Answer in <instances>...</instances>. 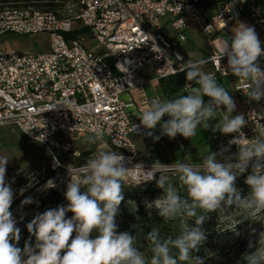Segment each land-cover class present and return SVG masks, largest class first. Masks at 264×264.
<instances>
[{
    "label": "built area",
    "instance_id": "1",
    "mask_svg": "<svg viewBox=\"0 0 264 264\" xmlns=\"http://www.w3.org/2000/svg\"><path fill=\"white\" fill-rule=\"evenodd\" d=\"M213 2L53 0L57 5L55 12L31 5L4 6L0 10V39L8 33L46 35L48 43L46 52L22 54L5 50L0 43V129L13 128L54 154L48 163L53 174L62 167L56 153L79 158L73 145L77 136L91 135L98 126L101 130L98 142L105 143L109 151L120 153L125 158V167L134 168V176H126L124 184L142 186L158 180L157 172L153 180L147 181L144 171L151 170L156 161L139 159L134 141L135 138L151 141V136L140 120L134 121L127 110L130 105L121 101V95L140 90L148 83L140 74L143 70L151 71L154 81L185 73L180 65L188 60L179 52L178 45L186 40V19L192 20L205 39L211 41L216 33L232 32L245 17L260 32L264 49V0H222L216 4L215 13L206 16L204 7ZM165 20L170 37L162 33ZM78 30L86 33L65 38ZM87 40L95 43V49L86 46ZM177 54L183 60L177 61ZM221 56L222 53H212L205 59L203 70L213 74L217 81L232 78L231 87L241 109L239 115L248 121L241 131L245 138L252 139L264 125V98L250 101L246 95L247 82L228 71L223 64L227 56ZM189 83L191 87L194 85L186 78L183 80L184 90L189 89L185 87ZM206 98L208 102L210 98ZM147 101L142 99L140 113ZM134 126L137 130L133 132ZM237 135L232 133L221 139L216 148L220 162H225L227 157H233L232 162H236L238 147L229 145V141ZM158 146L163 143L159 142ZM251 166L252 162L248 167ZM163 174L175 176L176 173ZM243 175L246 176V171ZM5 179L12 184L7 172ZM53 179L46 182V188L53 190ZM12 189L10 211L14 216L26 204L22 205L24 199Z\"/></svg>",
    "mask_w": 264,
    "mask_h": 264
},
{
    "label": "clouds",
    "instance_id": "2",
    "mask_svg": "<svg viewBox=\"0 0 264 264\" xmlns=\"http://www.w3.org/2000/svg\"><path fill=\"white\" fill-rule=\"evenodd\" d=\"M232 33L230 43L221 41L222 56H227L231 73L247 82L249 100L260 101L264 98V69L258 63V58L264 57L261 41L255 29L243 22H239ZM193 55L188 53L189 59L180 65V70L186 72L187 81L200 87L191 88L189 83L185 86L190 89L186 95L167 100L159 96L152 98L138 115L140 123L149 130V136L159 124L161 135L172 139L179 134L190 139L197 134L198 126L207 129L209 121L218 118L213 131L219 130L225 135L237 133L229 145L235 144L238 152L235 163L233 157H227L222 163L217 153L208 152L200 164L176 161L165 165L156 161L151 170L144 171L147 181L160 173L156 183L163 189V195L149 206L166 222L180 220L179 234L163 237L159 229L153 227L145 237L149 257L136 247V236L117 231L116 217L124 200L123 179L134 176V168L125 167V158L118 152L98 151L76 169L77 179L73 180L70 173L71 180L64 193L67 206L36 214L26 225L30 237H35V244L27 240L20 248L17 244L21 230L10 211L14 192L5 179L9 159L0 156V264H204V259L192 256V252H198L206 240L202 225L207 213L233 205L251 213L264 210V125L258 135L245 138L241 129L248 121L244 115H231L236 105L228 90L213 74L203 70L207 61L194 60ZM176 60L181 61L183 57L177 54ZM205 96L210 98L207 103ZM222 106L226 110H222ZM165 115L168 119L162 122ZM136 130L134 126L132 131ZM100 139L101 130L97 126L84 142L95 144ZM250 162L252 173L245 183L251 191L242 198L235 181ZM165 172L177 174L178 187L163 174ZM181 189L186 192L185 197L179 194ZM20 191L23 194L24 189ZM30 203H33L31 197L22 201V205ZM68 212L73 214L71 218H66ZM188 220H194L195 226L189 227ZM93 232L97 233L95 238H91ZM253 246L250 240L248 247ZM243 259L246 264H264V232L260 233L256 251L244 254Z\"/></svg>",
    "mask_w": 264,
    "mask_h": 264
},
{
    "label": "rangeland",
    "instance_id": "3",
    "mask_svg": "<svg viewBox=\"0 0 264 264\" xmlns=\"http://www.w3.org/2000/svg\"><path fill=\"white\" fill-rule=\"evenodd\" d=\"M232 35V32L222 31L214 36L211 43L215 50L221 52V41L224 40L230 43ZM188 40L192 48L197 52L199 48L209 50L210 46L205 37L191 33L188 36ZM0 43L3 48L8 51H16L21 54L42 53L47 51L48 38L46 35L20 36L8 33L1 37ZM86 46L89 49H95L96 45L93 41L87 40ZM221 86L230 90L229 95L235 102L237 114L239 111V104L237 103L238 99L233 92L231 83L226 79L221 83ZM181 89H183L181 83L157 84V88L155 84H149L145 87V93L148 99L159 96L167 100L186 95L187 92H183ZM203 99L204 102L207 103L206 96L203 97ZM135 114L139 121L138 115L140 113L135 112ZM167 119L168 116L165 115L162 117V122L167 121ZM217 122L218 118L211 119L209 121V128L207 129L198 126L197 134L190 139H186L179 134L172 139L166 135H161V127L158 124L154 130H151V141L148 142H155L157 145L159 142H162L163 146L160 148L168 153L170 152V159L164 163L173 164L178 161L196 165L202 162V157L208 152L216 153V148L220 145V141L225 135L219 130L213 131V127ZM86 136L88 135L83 134L77 136L76 141L73 143L75 150L80 154L79 158H68L66 155L56 153L62 167L57 169L53 174H50L48 163L54 154L49 153L45 148L36 143L25 139L13 128L0 129V156L9 159L6 165V172L11 179V185L15 189L16 194L19 195L21 199L33 196L32 200L34 203L37 196L40 195V191L48 189L46 188V182L53 177L52 189L64 195L67 190V184L71 180L70 173H72L73 180L78 178L76 169L81 166L80 162L83 164L86 163V161L98 151H109V147L103 142H97L95 144L85 143L84 138ZM156 136L160 137L159 140L154 139ZM183 144H185V147ZM136 146L139 150H142L144 148L143 140H137ZM251 173L252 166L246 169V178ZM168 176L178 187V181L176 179L177 174H175V176ZM156 181L150 183L152 185L148 190V194L140 195L138 198L139 203L154 210L156 209L149 205L163 195V189L157 187ZM124 185L127 186L126 184ZM21 189H24L23 194H21ZM250 191L251 189H241L240 194L242 198H246ZM179 194L182 197L186 196V192L183 189L179 190ZM33 203L26 204L22 211H17L14 214L13 217L17 222L21 221V219L32 220L35 213L26 211V209ZM190 221H187L188 225ZM205 221L207 226L212 229V234L209 235L210 240L207 241L208 247L204 254V264H240L244 254L256 251L260 233L264 232V210H256L254 213H251L243 209H237L236 206L233 205L225 209L207 213ZM17 227L21 230L20 240L17 246L23 248L27 240H30L31 244L34 246L35 237H30L27 227L26 233L23 232L22 227ZM250 240L254 245L252 248L248 247ZM12 242L16 243L15 241Z\"/></svg>",
    "mask_w": 264,
    "mask_h": 264
},
{
    "label": "trees",
    "instance_id": "4",
    "mask_svg": "<svg viewBox=\"0 0 264 264\" xmlns=\"http://www.w3.org/2000/svg\"><path fill=\"white\" fill-rule=\"evenodd\" d=\"M220 1L222 0H214L212 4H216ZM6 5H12V6L31 5L34 6L35 8L43 9L45 11H50V12H55L57 6L56 4L53 3V0H0V10ZM85 33L86 32L84 30H78L70 34H66L65 38L69 40L75 38L80 34H85ZM258 63L260 64L261 68L264 69V57H259ZM223 64L228 68L227 59L223 61ZM228 71H230L229 68ZM80 164L81 166L83 165L82 162H80ZM245 180H246L245 175L241 174L237 176L235 185L239 190L250 189V187L247 184H245ZM151 185L152 184L150 183L142 186L124 185V189H123L124 200L119 206V214L116 217V223L118 225L117 231L118 232L127 231L131 235L136 236L138 241L136 247L141 252H145V254L149 257L151 256V253L148 250V242L145 239V237L149 232H151L153 227L158 228L161 233V236L163 237H167L169 235L175 237L181 231L180 220L166 222L164 218L158 214L157 210L147 208L146 206L138 202V198L140 195L148 194V190ZM81 191H84V189L82 188ZM67 204L68 201L65 199V196L63 194L58 193L51 189H47L44 190L39 196H37L34 203L30 205V207H27L26 211L29 212L32 211L36 215L38 213H43L44 211L49 209H55L61 205L67 206ZM72 215L73 214L71 212H68L66 213V218H71ZM34 217H32V219ZM29 222H30L29 219H21V221L16 223L17 224L16 226L22 227L23 232L26 233V225ZM205 222L206 221H204L202 228L206 234V240L200 246L198 252L196 251L192 252V256L194 257L198 256L202 259H204V254L208 247L207 241L210 240L209 235L212 234V229L208 227ZM194 226H195L194 220L190 221L189 227H194ZM74 235L75 234H73V238ZM96 235L97 233L93 232L91 234V238H95ZM240 264H246V261H244V259H241Z\"/></svg>",
    "mask_w": 264,
    "mask_h": 264
},
{
    "label": "crops",
    "instance_id": "5",
    "mask_svg": "<svg viewBox=\"0 0 264 264\" xmlns=\"http://www.w3.org/2000/svg\"><path fill=\"white\" fill-rule=\"evenodd\" d=\"M217 4V3H216ZM216 4H209V5H206L203 9V13L206 15V16H211L215 13L216 11ZM239 22H243L249 26H252L257 35H258V38L260 41H262V36L260 34V32L258 31V29L251 23V21L247 18H241L237 23L236 25L239 23ZM162 33L167 36V37H170L171 36V31H170V28L168 26V21L165 20L163 21V27H162ZM191 33H195L201 37H204L199 29L197 27H195L194 23L192 20L190 19H186V29L184 31V34H185V37H186V40L185 42L181 43L178 45V50L179 52L188 60L189 59V56H188V53H194V55L191 57L192 59H200V58H203V59H207L212 53H221V52H218L215 50L214 46L212 45L211 41H207V43L209 44V50H204L202 48H199V51H195L192 46L190 45V41L188 40V36L191 34ZM221 33V32H219ZM219 33H216L214 36H216L217 34ZM141 76L143 79H145L146 81H148V83H146L142 89H135V90H132L128 93H125L123 95H121V101L126 104V105H130L127 107V110L131 113V115H133V119L134 121H138L137 119V115L135 114V112H139V108H140V105H141V102H142V99H146V100H150L147 98V95L145 93V87L148 86L149 84H155V87L157 88V84H165V83H181L182 87H183V80L186 78V72L185 73H182V74H178L176 76H173V77H170L168 79H165V80H161V81H154L153 78H154V74L149 71V70H143L141 73ZM226 79H228V81L230 83H232V78H225V79H219L218 80V83L221 84L223 83ZM194 85L191 87H200L199 85L195 84V82H193ZM183 92H187L188 90L190 89H187V90H184L181 89ZM228 92L230 91L229 89H227ZM230 93V92H229ZM237 103L239 104V101L237 100ZM149 105L145 106L143 109L145 110ZM223 110H226V109H223ZM240 104H239V111L238 113L236 114V110H234V112L232 113V115H239L240 113ZM225 136V135H224ZM223 136V137H224ZM222 137V139H223ZM141 138H135L134 141H135V145L137 143V140H139ZM143 140V139H142ZM143 143H144V148L142 150H139L137 148V153H138V157L139 159H151L153 161H159L160 163H164L166 162L167 160L170 159V152L168 153L167 151L163 150L162 148H160L155 142H148L146 140H143ZM185 144H183L184 146ZM185 147V146H184Z\"/></svg>",
    "mask_w": 264,
    "mask_h": 264
}]
</instances>
